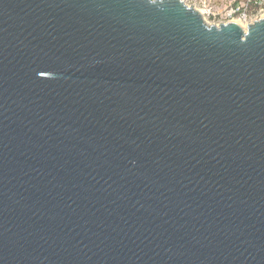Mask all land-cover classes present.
I'll return each mask as SVG.
<instances>
[{"label": "water", "instance_id": "95a60500", "mask_svg": "<svg viewBox=\"0 0 264 264\" xmlns=\"http://www.w3.org/2000/svg\"><path fill=\"white\" fill-rule=\"evenodd\" d=\"M0 264H264V18L0 0Z\"/></svg>", "mask_w": 264, "mask_h": 264}, {"label": "built area", "instance_id": "2783aa9c", "mask_svg": "<svg viewBox=\"0 0 264 264\" xmlns=\"http://www.w3.org/2000/svg\"><path fill=\"white\" fill-rule=\"evenodd\" d=\"M185 4L187 0H182ZM198 3L199 8H195V4L192 6L197 11L200 10L203 19H211L218 21L216 26L220 24H226L231 20H239L247 26L258 20L260 15H264V0H233L229 5L226 4H211L210 0H191ZM191 7L190 5L186 4Z\"/></svg>", "mask_w": 264, "mask_h": 264}, {"label": "rangeland", "instance_id": "374dc122", "mask_svg": "<svg viewBox=\"0 0 264 264\" xmlns=\"http://www.w3.org/2000/svg\"><path fill=\"white\" fill-rule=\"evenodd\" d=\"M232 1L233 0H210V3L213 4V5H215V4H219V5L226 4V5H229L230 3H232ZM186 4H188L190 6H193L195 4V6H196L195 8H199L198 5H196L198 3H195L194 1H191V0H187ZM260 17H262V15H260ZM204 20H205L206 24L209 25V26L210 25H216L218 23V21H213V20L208 19V18L204 19ZM246 29L247 28H245V30Z\"/></svg>", "mask_w": 264, "mask_h": 264}, {"label": "bare ground", "instance_id": "6f19581e", "mask_svg": "<svg viewBox=\"0 0 264 264\" xmlns=\"http://www.w3.org/2000/svg\"><path fill=\"white\" fill-rule=\"evenodd\" d=\"M200 13H202L200 10H198ZM262 18H264V15H262ZM231 22H233V23H235V24H237V25H239V26H241L244 30H245V28H247V25L246 24H244L243 22H241V21H239V20H237V19H235V20H231ZM246 31V30H245Z\"/></svg>", "mask_w": 264, "mask_h": 264}, {"label": "snow or ice", "instance_id": "6c2138e0", "mask_svg": "<svg viewBox=\"0 0 264 264\" xmlns=\"http://www.w3.org/2000/svg\"><path fill=\"white\" fill-rule=\"evenodd\" d=\"M151 2H152V3H155V2H156V0H151Z\"/></svg>", "mask_w": 264, "mask_h": 264}]
</instances>
